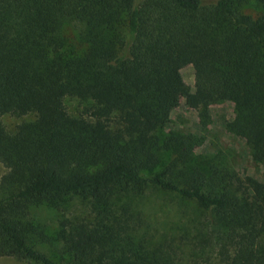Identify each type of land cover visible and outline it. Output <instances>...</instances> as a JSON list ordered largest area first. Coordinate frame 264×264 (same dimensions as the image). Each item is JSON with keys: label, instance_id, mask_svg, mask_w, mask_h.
Listing matches in <instances>:
<instances>
[{"label": "trees", "instance_id": "16d2710c", "mask_svg": "<svg viewBox=\"0 0 264 264\" xmlns=\"http://www.w3.org/2000/svg\"><path fill=\"white\" fill-rule=\"evenodd\" d=\"M181 97L202 126L230 102L226 131L264 168V0H0V257L264 264V182L192 161L202 136L167 128ZM152 192L175 204L172 229L147 221Z\"/></svg>", "mask_w": 264, "mask_h": 264}, {"label": "rangeland", "instance_id": "374dc122", "mask_svg": "<svg viewBox=\"0 0 264 264\" xmlns=\"http://www.w3.org/2000/svg\"><path fill=\"white\" fill-rule=\"evenodd\" d=\"M244 12L255 14V10L249 6L244 7ZM62 33L73 45H77L70 26H62ZM179 70L184 84L190 91L194 90L195 77L193 66L190 62L183 63ZM68 112L74 113L78 109L77 101L72 98L64 100ZM232 116V105L228 101L214 102L209 105V124L202 126L199 121L198 109L190 107L184 103L183 97L179 104L171 112L170 123L167 128L181 132H191L202 136V142L194 147L192 161L205 163L207 161L217 162L228 165L236 170L241 176L249 175L259 181L264 182L263 164L250 159L246 145L241 137L229 134L224 124ZM30 118V115L15 117L12 115H3L2 122L8 130L24 120ZM170 157V153L160 155L159 166L163 165ZM5 168L0 163V175ZM143 213L152 229L164 231L173 228L180 218L175 204L167 196H161L154 192L147 193L142 202ZM76 212L79 207H72ZM71 210V211H72ZM36 216L53 223L54 212L46 208H40L35 212ZM0 264H27L24 261L16 260L10 257H0Z\"/></svg>", "mask_w": 264, "mask_h": 264}]
</instances>
